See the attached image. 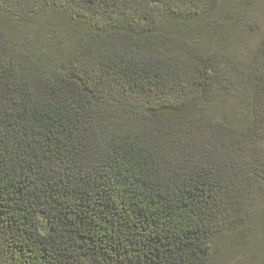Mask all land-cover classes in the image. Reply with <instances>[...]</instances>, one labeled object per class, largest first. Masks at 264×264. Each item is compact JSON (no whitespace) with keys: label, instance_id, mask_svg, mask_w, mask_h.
Listing matches in <instances>:
<instances>
[{"label":"trees","instance_id":"1","mask_svg":"<svg viewBox=\"0 0 264 264\" xmlns=\"http://www.w3.org/2000/svg\"><path fill=\"white\" fill-rule=\"evenodd\" d=\"M257 1L0 0V264H264Z\"/></svg>","mask_w":264,"mask_h":264},{"label":"rangeland","instance_id":"2","mask_svg":"<svg viewBox=\"0 0 264 264\" xmlns=\"http://www.w3.org/2000/svg\"><path fill=\"white\" fill-rule=\"evenodd\" d=\"M257 4L260 5V8L263 5V2L261 0L257 1ZM259 11L257 13V15H255V12L253 13V15H255V20H257L258 26L264 31V10H259V8H256V11ZM249 42L246 43L245 45V52H247V50L249 51L250 49V40H248ZM48 228L47 224L44 223L43 224V228L42 231H46ZM232 247H229L225 250V261L224 264H253L255 261V257H252V255L250 253H248V251H240V252H236L235 248L236 245Z\"/></svg>","mask_w":264,"mask_h":264}]
</instances>
